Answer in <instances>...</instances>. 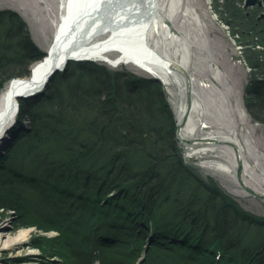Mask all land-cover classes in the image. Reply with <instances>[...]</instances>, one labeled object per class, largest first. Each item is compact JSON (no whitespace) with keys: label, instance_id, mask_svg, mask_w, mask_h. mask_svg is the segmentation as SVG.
Wrapping results in <instances>:
<instances>
[{"label":"trees","instance_id":"1","mask_svg":"<svg viewBox=\"0 0 264 264\" xmlns=\"http://www.w3.org/2000/svg\"><path fill=\"white\" fill-rule=\"evenodd\" d=\"M5 18L18 27V49L9 44L5 52L0 47V91L12 79L30 74L31 58L19 57V50L37 51L23 22L0 12L1 25ZM256 20L254 13L248 24L251 29ZM9 31H3L6 38L12 34ZM9 42L13 43L10 37L4 44ZM250 62L259 72L248 88L247 108L255 120L264 123L262 55ZM73 68L81 76L73 78ZM132 77L93 62H74L67 72L57 74L51 91L41 99L40 104L46 102L48 108L27 114L33 100L21 103L15 129L21 130L23 120L28 119L31 130L20 132L18 142L0 161V176L10 186L0 181V208L23 213L39 203L49 205L47 209L54 213L46 222L60 234L44 246L36 239L33 243L46 257L69 251L71 257L65 256L64 264L96 257L95 252L107 259L112 256L110 249L125 243L142 249L138 243L147 240L169 256H179L184 264H264V220L251 217L226 194L201 184L185 167L175 119L161 84L138 79L140 87ZM89 112L92 120L81 117ZM78 117V129L68 126ZM48 145L50 152L37 151ZM24 147L34 152L23 154ZM73 177L79 188L67 183ZM13 182L33 184L29 188L44 198L58 197L62 209L36 198H22ZM204 188L207 192H200ZM7 198L16 206L8 204ZM168 198L174 199L175 207L170 217L162 215ZM157 200L166 209H154ZM249 230L253 236L247 235Z\"/></svg>","mask_w":264,"mask_h":264},{"label":"rangeland","instance_id":"2","mask_svg":"<svg viewBox=\"0 0 264 264\" xmlns=\"http://www.w3.org/2000/svg\"><path fill=\"white\" fill-rule=\"evenodd\" d=\"M60 1L0 0V12L5 13L7 18L21 20L31 44L37 49V51L22 49L18 52L19 57L31 58L30 73L33 66L47 56L49 47L54 40L60 20ZM170 4L171 0H162V15L166 16L169 13ZM178 8L173 20H167V23L171 26L173 33L181 37L177 46H186L188 61L183 62L181 58L168 55L165 51L166 46L162 44H160L159 51L164 63L171 59L176 63V66L170 69L173 72L172 80L174 81L171 86H167L162 79L148 74L132 63L124 62L116 66L96 58L71 60L66 70L56 71L51 76L44 90L26 97L22 96L20 104L27 100H33L34 104L28 102L31 105L26 110L27 114L48 108L46 102L40 104L41 99L51 91V85L57 74L67 72L74 62H93L98 67L106 68L109 72L133 76L135 83L139 82L138 79L157 81L162 86L167 104L175 119L176 140H178V147L185 167L197 176L201 184L216 192L226 194L251 217L264 220V123L255 120L247 108L248 88L251 80L259 72L253 68L250 59L260 54L264 61V0H182ZM233 12H239V16H235ZM254 13L257 20L254 25L255 29H251L248 24H250L249 19L253 17ZM5 30H10L8 35L12 33L11 36L7 35L10 37V41L13 40L12 44L10 42L4 44L8 38L3 33ZM18 31L15 23L14 26L10 25L6 18L2 25L0 23V47L2 50L8 52L10 45L14 46V49H18L15 39ZM158 38L159 36H156L154 40L157 41ZM7 45L8 47H6ZM171 47L170 53L176 54V47ZM34 54H41L42 57L34 59L31 57ZM110 56L117 59L119 53H111ZM71 72L73 78L81 76L78 69L73 68ZM83 77L85 78V75ZM11 81L4 85L0 95ZM85 83L87 85V78L85 82L83 81V86ZM137 85L142 87L139 83ZM197 99L201 102L203 110L210 113L207 122L211 121L217 125L218 113L224 111V114H227L226 117L221 115L219 117L226 120L231 131L229 135L213 134L209 136L219 130L218 127L214 125V130H202L204 125L201 122L195 136L188 137L184 134L183 126L190 113L187 116H182L180 109L183 105L191 108L193 101ZM224 105L228 110L227 113L223 109ZM79 117L69 122L68 126L78 129V122L75 121H78ZM81 117L92 120L90 112L82 114ZM23 121L22 129L16 131V121L6 135L9 140L1 143L0 161L7 157L11 148L18 142L20 132L31 130L28 119ZM27 150L29 149L24 147L21 153L24 154ZM47 150L50 152L49 145L47 148L38 147L37 149L39 153ZM201 150L210 152L194 155ZM29 152L32 154L34 151L31 148ZM212 163L226 164L230 171L211 167ZM70 180L67 183L79 188L76 178L73 177ZM0 181L4 183L7 180L0 176ZM61 181H64V178H61ZM13 183L15 184L13 185L14 190H20V193L23 194L22 198L29 200L36 198L40 202L45 201V204H50L54 208L62 209V202H59L58 197L53 196L51 199H47L29 188L33 184ZM5 185L6 183H4ZM204 190L200 192H207V188ZM168 200L167 209L164 204L159 205L161 201L158 200L154 203L153 208H165L166 213H162V215L166 214L170 217L169 213H172L175 207L174 199L168 198ZM7 202L10 205L13 203L11 200ZM47 207L49 205L44 206L39 203L34 205V210L31 209L23 213L16 210L5 211L0 208V264H64L65 256L66 258L71 257L69 251L62 256L46 257L42 250L33 243V240L36 239V242H42L44 246L48 239L58 237L60 234L54 226L46 222L47 216L52 217L54 213L51 211L53 209H49L50 207L47 209ZM80 214L84 216L82 212H79ZM85 216L92 218L89 214ZM76 226L74 225V227ZM250 228L254 230L252 226ZM251 230L247 235L253 236ZM25 232H27V237L20 239ZM118 246L121 248L110 249L111 252L108 253L112 256L107 254L109 256L107 259L101 258L98 256L99 252H95L96 257L86 256L79 259V263L76 262V264H184L181 260L178 261L179 256L174 257L175 261L168 253L153 247L148 240L138 243L142 249H136V243H125ZM133 248L135 249L133 250ZM181 251L184 252L182 249Z\"/></svg>","mask_w":264,"mask_h":264},{"label":"bare ground","instance_id":"3","mask_svg":"<svg viewBox=\"0 0 264 264\" xmlns=\"http://www.w3.org/2000/svg\"><path fill=\"white\" fill-rule=\"evenodd\" d=\"M181 2L171 0L169 13L164 16L161 14L162 0H61L60 20L47 56L33 66L28 77L12 80L0 95V145L9 140L6 135L17 121L20 98L40 93L51 76L56 71L66 70L71 60L96 58L116 66L124 62L132 63L162 79L167 86L174 84L170 69L176 63L172 59L164 63L159 51L162 44L166 46L168 55L181 58L183 62L188 61L186 46H177L181 37L173 33L167 23V20H173ZM156 36H159L157 41L154 40ZM171 46L176 47V54L170 53ZM111 53H119V57L113 59ZM189 113L183 126L184 134L188 137L198 133L200 122L204 125L202 130L218 127L219 130L209 136L231 133L226 120L219 117H226L224 111L218 113L217 125L207 122L210 113L203 110L198 99L193 101L191 108L187 105L181 107L182 116ZM209 152L201 150L194 155ZM211 167L230 171L229 166L223 163H212ZM26 237L27 232L20 239Z\"/></svg>","mask_w":264,"mask_h":264}]
</instances>
